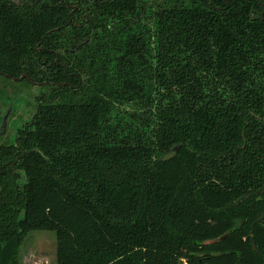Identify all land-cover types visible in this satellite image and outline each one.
<instances>
[{
	"label": "trees",
	"instance_id": "16d2710c",
	"mask_svg": "<svg viewBox=\"0 0 264 264\" xmlns=\"http://www.w3.org/2000/svg\"><path fill=\"white\" fill-rule=\"evenodd\" d=\"M221 1L166 7L153 34L137 0L93 9L90 42L43 73L59 100L0 148V264L34 230L56 264H264V8ZM49 12L0 0V73L39 80L36 46L82 35Z\"/></svg>",
	"mask_w": 264,
	"mask_h": 264
},
{
	"label": "flooded vegetation",
	"instance_id": "af4514ba",
	"mask_svg": "<svg viewBox=\"0 0 264 264\" xmlns=\"http://www.w3.org/2000/svg\"><path fill=\"white\" fill-rule=\"evenodd\" d=\"M115 1L117 0H11L12 3L16 4L19 7L26 4L30 7H33L35 10H40L43 8L50 9L49 12L50 15H52L51 13L52 8H59L61 14L56 15L57 16L56 22L61 21L62 24L58 26L56 30L64 31V33L67 34V38H70L73 29L78 28L81 29L82 35L80 37L77 36L74 37V41L68 46L62 44H54V43H49V44L46 43L43 45L39 44L36 46L35 49L37 51V55H34L36 59L29 60V62H32L31 65H34L33 71H35V74L39 80H33L32 77L28 76L27 73H24L19 77H13V78H9L7 77V75L0 73V76L8 80L15 81L17 83L23 82L29 85V87H34L36 89L34 92L35 106L29 108L31 110V114L28 116V119L25 118V120L22 121L20 125H18L13 140L10 139L6 140L4 139V137L3 140L0 139V148L14 147L22 151V137H24L22 133L28 134V132L33 131L35 129L43 105L50 103L53 100L55 101L59 100V93L58 91L54 90L57 87V84L59 86H64L66 84L64 82L57 83L52 78H50L51 80H44L42 79L43 73H45V70L47 69L48 66L66 68L67 60H65L64 58L67 57L68 53L79 51L82 47L87 45L91 40V35L88 34V25L94 19L93 9L96 8L97 5H112ZM252 1H257L261 3V5L264 8V0H252ZM219 2L220 3L214 6V0H137V5L139 6L142 12L141 14V20L143 21L142 24L151 27V34H153L155 28L154 27L155 18L157 14L164 11L166 7L171 6L172 9L178 8L179 11H181L183 8L189 7V5H194V6H203L204 8H211V9L215 8L221 12L227 7L226 6L223 7L221 5L222 4L221 0ZM111 11H112V15H111L112 17L115 14L112 9ZM255 11L258 10L253 9L252 13H255ZM194 18L195 16L190 18V21H194L193 20ZM256 18H260L264 20V10L260 13L259 16H256ZM109 22H110L109 26L111 27V24L113 23V19L110 18ZM51 32L52 31H49V33ZM151 42L152 45H154L153 38H151ZM25 80H27L28 82ZM55 83L57 84L55 85ZM10 111H11V107L8 108L6 112H3L0 109V116H2L0 118L1 130L5 129L7 126V122L10 119L9 117ZM181 146L182 144H178L174 146L171 150L179 147L178 148V152H179ZM169 152H167L166 154H168Z\"/></svg>",
	"mask_w": 264,
	"mask_h": 264
},
{
	"label": "rangeland",
	"instance_id": "374dc122",
	"mask_svg": "<svg viewBox=\"0 0 264 264\" xmlns=\"http://www.w3.org/2000/svg\"><path fill=\"white\" fill-rule=\"evenodd\" d=\"M34 87L26 83H17L0 76V109L6 112L11 107L10 119L1 130L0 139L13 140L16 129L31 114L34 107ZM2 116H0L1 118ZM1 122V120H0ZM4 133V134H2ZM20 264H56L57 235L55 231L34 230L29 232L20 247Z\"/></svg>",
	"mask_w": 264,
	"mask_h": 264
},
{
	"label": "water",
	"instance_id": "95a60500",
	"mask_svg": "<svg viewBox=\"0 0 264 264\" xmlns=\"http://www.w3.org/2000/svg\"><path fill=\"white\" fill-rule=\"evenodd\" d=\"M178 148L179 147L171 150L168 154L164 155L161 160L162 161H168V160L174 158L177 155V153H178Z\"/></svg>",
	"mask_w": 264,
	"mask_h": 264
}]
</instances>
